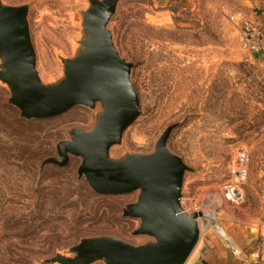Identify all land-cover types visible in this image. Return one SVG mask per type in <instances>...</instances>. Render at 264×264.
I'll return each instance as SVG.
<instances>
[{
    "label": "rangeland",
    "instance_id": "rangeland-1",
    "mask_svg": "<svg viewBox=\"0 0 264 264\" xmlns=\"http://www.w3.org/2000/svg\"><path fill=\"white\" fill-rule=\"evenodd\" d=\"M27 5V21L41 80L62 75L60 57H71L81 35L86 0H1ZM241 0H119L108 28L120 57L132 63L130 79L140 113L112 153H147L162 131L170 151L189 167L181 203L202 204L214 221L199 220L197 244L184 264H203L220 251L233 256L237 235L264 236V61L240 37ZM0 82V264L45 263L66 254L82 237L114 235L130 244L139 219L122 209L137 192L93 191L69 155L64 166L56 144L73 126L92 128L98 106H72L45 119L20 117ZM247 155L242 198L227 200L223 184L239 151ZM219 255V254H218ZM243 257V256H242ZM90 264H105L96 260Z\"/></svg>",
    "mask_w": 264,
    "mask_h": 264
},
{
    "label": "water",
    "instance_id": "water-1",
    "mask_svg": "<svg viewBox=\"0 0 264 264\" xmlns=\"http://www.w3.org/2000/svg\"><path fill=\"white\" fill-rule=\"evenodd\" d=\"M118 1L86 0L79 11L76 51L71 57H60L62 75L45 82L36 69L27 5L0 0V82L20 117L45 119L75 105L99 107L92 128L73 126L69 138L56 144L57 156L43 164L64 166L71 154L80 157L78 176L96 193L138 191L136 201L126 204L122 212L139 219L134 235L151 238L133 245L114 235L82 237L68 253L58 252L45 263L184 264L199 239L203 213L188 211L181 203L183 176L189 167L167 147L176 123L162 131L150 152L117 156L111 151L140 113L130 79L132 63L120 57L108 28Z\"/></svg>",
    "mask_w": 264,
    "mask_h": 264
},
{
    "label": "crops",
    "instance_id": "crops-1",
    "mask_svg": "<svg viewBox=\"0 0 264 264\" xmlns=\"http://www.w3.org/2000/svg\"><path fill=\"white\" fill-rule=\"evenodd\" d=\"M241 3L243 13L239 15L238 20L241 23L257 20L264 29V0H241ZM256 57L264 61V51ZM237 236L233 242L238 253L232 248L233 256L220 251L216 257L206 261L201 260V262L205 261L209 264H264V236L261 238L262 242L253 234L244 233L243 237Z\"/></svg>",
    "mask_w": 264,
    "mask_h": 264
},
{
    "label": "built area",
    "instance_id": "built-area-1",
    "mask_svg": "<svg viewBox=\"0 0 264 264\" xmlns=\"http://www.w3.org/2000/svg\"><path fill=\"white\" fill-rule=\"evenodd\" d=\"M240 37L243 46L252 57H256L264 51V29L257 20L242 23ZM246 161L247 155L241 150L229 167V180L222 186L223 195L227 200L238 201L242 198V185L247 177ZM202 207V204L194 202L191 209L204 214V208Z\"/></svg>",
    "mask_w": 264,
    "mask_h": 264
},
{
    "label": "bare ground",
    "instance_id": "bare-ground-1",
    "mask_svg": "<svg viewBox=\"0 0 264 264\" xmlns=\"http://www.w3.org/2000/svg\"><path fill=\"white\" fill-rule=\"evenodd\" d=\"M203 216L207 217V221H206V225H209L210 223L213 225V227L215 226L213 223V219L211 218V214L209 212H204ZM203 216L200 218V220L203 218Z\"/></svg>",
    "mask_w": 264,
    "mask_h": 264
}]
</instances>
